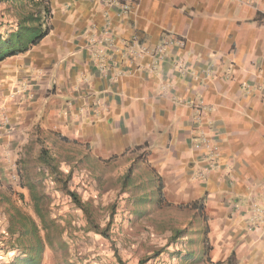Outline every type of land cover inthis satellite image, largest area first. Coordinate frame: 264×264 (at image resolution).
Instances as JSON below:
<instances>
[{
    "label": "crops",
    "instance_id": "crops-1",
    "mask_svg": "<svg viewBox=\"0 0 264 264\" xmlns=\"http://www.w3.org/2000/svg\"><path fill=\"white\" fill-rule=\"evenodd\" d=\"M49 1V32L0 61V157L46 146L70 166L123 171L141 154L166 201L202 204L188 209L216 246L247 244L264 264V0H131L122 19L112 0ZM105 14L115 39L135 33L148 52L100 70L90 39ZM165 34L185 47L159 60Z\"/></svg>",
    "mask_w": 264,
    "mask_h": 264
},
{
    "label": "rangeland",
    "instance_id": "rangeland-1",
    "mask_svg": "<svg viewBox=\"0 0 264 264\" xmlns=\"http://www.w3.org/2000/svg\"><path fill=\"white\" fill-rule=\"evenodd\" d=\"M15 17L8 2L0 0V33L14 24ZM2 122L9 123V118L4 115ZM131 157L127 168H133L132 181L124 191L120 181L127 168L122 171L116 163L94 165L89 171L78 166L67 183L91 206L94 222L107 235L89 226L83 211L39 165L34 151L17 156L14 164L0 157V264L18 252L11 249L17 243L15 233L7 232L14 209L38 227L44 246L41 264H118L115 250L124 264H227L231 253V264H250L247 244L216 246L218 235L208 224L207 232L205 225L199 228L206 219L199 218L198 212L184 204L157 203V176L141 168L145 156ZM60 169L65 175L71 167L62 164ZM137 196L145 199L136 203ZM174 233L177 238L172 237Z\"/></svg>",
    "mask_w": 264,
    "mask_h": 264
},
{
    "label": "trees",
    "instance_id": "trees-1",
    "mask_svg": "<svg viewBox=\"0 0 264 264\" xmlns=\"http://www.w3.org/2000/svg\"><path fill=\"white\" fill-rule=\"evenodd\" d=\"M8 2L9 7L15 11L14 24L10 25L9 28L0 33V61L7 57L23 53L31 49L34 45L38 44L42 38L49 32V20L52 16V10L50 8L49 0H3ZM26 2V3H25ZM37 161L41 167H45L48 170V176L52 177L61 189L65 191L73 201V203L80 208L87 222L90 223L89 226L96 232L104 234L107 232L101 230L99 225L94 222L92 218L93 214L91 211V206L88 203L82 201L78 197L76 192L68 187V181L71 178V171L78 168V164L74 163L71 165V169L67 174H63L60 169L61 165H67L68 163L58 159L52 154L51 150L46 146H41L39 148V154L37 156ZM133 168L128 167L121 177V187L122 191L131 184ZM151 179V178H150ZM158 182L157 192L155 194L154 200L157 203L166 206H172L173 204L166 201L162 185L159 176L156 177ZM139 183L142 184L140 181ZM143 186V185H141ZM143 196H137L134 200L136 203L144 200ZM151 199V198H150ZM188 207L196 208L199 213H201V204L193 202L188 204ZM9 216V226L7 232L13 235L15 233V238L13 240L17 241L16 246H11L18 252L11 258H9L4 264H41L43 258V242L37 233V225L32 221L27 215L22 214L18 209H14ZM93 223V225H92ZM16 230V231H13ZM28 232V236L26 235ZM181 233L182 231H176ZM172 237L177 238L176 233ZM206 241V242H205ZM204 242L207 243V237L204 238ZM233 253L228 256L227 264H231ZM114 258L118 264H124L114 252Z\"/></svg>",
    "mask_w": 264,
    "mask_h": 264
},
{
    "label": "built area",
    "instance_id": "built-area-1",
    "mask_svg": "<svg viewBox=\"0 0 264 264\" xmlns=\"http://www.w3.org/2000/svg\"><path fill=\"white\" fill-rule=\"evenodd\" d=\"M113 4L118 5L119 7L118 16L119 18L121 17L120 19L127 17L131 8V0H112L109 2V6ZM90 40L92 44L96 46L94 53L96 57V66L100 70H105L110 62L113 66L122 67V61H126L125 66H127L134 59L139 58L143 53H146L149 50L147 46L141 44L139 37L135 33L126 40L118 41L117 39H115L112 23L109 20L108 16H106V14L104 17L103 25L100 28L98 34H96L94 37H91ZM173 45H176L177 48H181L184 50V38L178 36L172 37V35L165 34L162 40L153 48L152 55L155 57L157 56L156 59L159 60L167 59V55L165 54L167 48ZM184 54L187 55V57L191 55L188 52H184ZM105 56L108 57L107 61L106 58H104ZM174 63L179 71H183L184 67L186 68V64H184V62L182 61V57L176 59ZM209 66L205 67L202 72L209 74L212 71ZM154 68L155 66H153V64L152 66L150 65V71H152ZM198 146L199 144L197 143L196 147Z\"/></svg>",
    "mask_w": 264,
    "mask_h": 264
}]
</instances>
